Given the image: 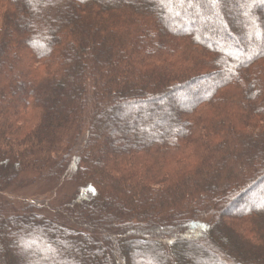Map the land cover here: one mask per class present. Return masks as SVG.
I'll use <instances>...</instances> for the list:
<instances>
[{
    "label": "trees",
    "instance_id": "trees-1",
    "mask_svg": "<svg viewBox=\"0 0 264 264\" xmlns=\"http://www.w3.org/2000/svg\"><path fill=\"white\" fill-rule=\"evenodd\" d=\"M30 171L80 190L0 211V264H264V0H0V195Z\"/></svg>",
    "mask_w": 264,
    "mask_h": 264
},
{
    "label": "rangeland",
    "instance_id": "rangeland-1",
    "mask_svg": "<svg viewBox=\"0 0 264 264\" xmlns=\"http://www.w3.org/2000/svg\"><path fill=\"white\" fill-rule=\"evenodd\" d=\"M162 117L161 116H156V124L160 125L162 122ZM65 183H63L64 185L62 186H57L55 187V183L52 182V180L50 182H44V181H39L38 180V176L37 174H35L34 172H27L24 173L22 175V178L15 184V187L13 186L12 189H6V191L0 195V211H1V215L2 217H11L14 215H17L18 212L22 209V207L24 206L25 203V199L28 201H32V200H45L47 199V206L45 209L43 208H38V212H40V214L42 216H44V224H50L52 225V220L56 219L57 215H54V213L56 214L55 209L57 208H61V206H63L65 203H67V199L71 198L77 191H79V186L74 183V182H67L66 180H64ZM251 198V197H250ZM232 209V208H231ZM125 210L128 211L129 213L133 212L131 210H129V207L126 206ZM87 213H90L89 209H86ZM59 214V213H58ZM109 215L107 218L106 216ZM113 215V211H107L105 209H103L100 212V216L98 215V218H103L105 219L106 223H110L111 224V228H110V234L114 235V239L116 238V242H117V238L119 237V235H121V233H119V222L117 221V219L112 217ZM126 212H122V214H119V216H121V218L123 220L126 219ZM120 218V219H121ZM181 218H176L177 221H180ZM126 221V220H125ZM166 227H171L174 226L173 223L170 224V222H162ZM180 223V222H179ZM4 227V226H2ZM7 228V226H5ZM8 229V228H7ZM4 233H11L8 232L7 230L3 231ZM55 232H58V230H55ZM204 232V231H203ZM110 234L106 235L103 233L101 240L103 241L102 244H104L105 246L108 245L109 241L111 240V236ZM207 239H211L210 236L207 237ZM214 243L215 241L212 240ZM12 245H14L13 242L8 241V240H3L1 242V247L5 248V249H9ZM183 244L180 243V245L178 244V242L173 241L172 244L170 245V247H165L164 243L161 241H156V242H151V240L149 239L148 241H138L137 245L135 247H130L128 246L127 248V259L128 257L130 258L132 256L133 253L136 252H142L144 253L145 251H148L151 247L153 248V250H157L162 251V253H166V251L173 254L174 257L177 258V261H173V264H183L182 259H181V253L183 251L182 246ZM196 248L200 249V252L198 253L199 258L203 261V262H208V264H217V260L213 259V256L211 254V249L207 246L206 243H196L195 244ZM180 247V248H179ZM33 248V247H30ZM221 248L223 251H225L227 254H229L230 246H224V247H219ZM198 249V250H199ZM86 250L82 251V255L84 256ZM7 256V255H5ZM7 258V257H6ZM112 256L106 252L105 253V259L108 262V264H110L112 262ZM84 259L87 261H91L92 258H90L89 256H84ZM198 258L197 257H191V261H196ZM192 263V262H191ZM128 264V263H127Z\"/></svg>",
    "mask_w": 264,
    "mask_h": 264
}]
</instances>
